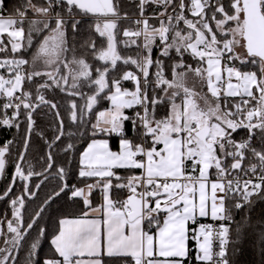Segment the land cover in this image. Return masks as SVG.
<instances>
[{"label": "snow or ice", "instance_id": "snow-or-ice-1", "mask_svg": "<svg viewBox=\"0 0 264 264\" xmlns=\"http://www.w3.org/2000/svg\"><path fill=\"white\" fill-rule=\"evenodd\" d=\"M124 2L0 0V125L23 127L0 145V264H264V0ZM61 196L73 212L45 218Z\"/></svg>", "mask_w": 264, "mask_h": 264}, {"label": "trees", "instance_id": "trees-1", "mask_svg": "<svg viewBox=\"0 0 264 264\" xmlns=\"http://www.w3.org/2000/svg\"><path fill=\"white\" fill-rule=\"evenodd\" d=\"M10 0H4L5 6H7L9 4ZM138 2V0H137ZM123 8L127 9L129 12L132 11V6H131V0H125L124 4H123ZM149 12L152 11L151 8L148 9ZM122 31V29H121ZM121 50L123 51V46H120ZM136 51H138V49L135 48V46L132 47L131 51H124L123 54L127 55V54H134ZM158 49L154 48L153 51V59H155L156 57V53H157ZM69 55H71V53H69ZM193 67H195V64H193ZM154 71V69H153ZM124 87H132L130 82H124L123 83ZM85 91H87V89H84ZM56 95V99L58 101L61 102V107L63 108L64 106V101L61 100V94H59L57 92ZM107 105L104 104L103 107H106ZM47 109L41 108L37 111L36 116L34 117L35 121H36V127L38 130H43L45 132V134L47 136H51V122H52V116L51 115H42V113L46 112ZM129 112L130 114V110H126ZM10 115V113H9ZM126 128H127V132L128 135H132V129H131V123L128 122L126 124ZM23 134V127H21V131L20 134L17 133V129L15 126H5V125H0V145L3 144V142L5 140H13V145H12V149L13 151L16 150V146L17 143L20 142L21 140V136ZM117 140L118 138L113 136L110 138V143L112 145V147H116L117 146ZM88 142V138L85 137L84 139H82L81 141L78 142V147L80 144H83L84 146L87 144ZM39 148L40 152L43 153L44 151H46L45 146L39 141V138L36 137L35 135H33V148L29 149L28 152V158L32 159L33 157H35L37 155L35 149ZM80 150L82 151L83 149L80 148ZM38 170V169H37ZM12 171V167L11 164H9L7 166V169L5 171V173L3 175H0V189H3L5 184L7 183L8 179L10 178V174ZM121 174H125L121 171ZM72 180H69V183H72ZM47 186L45 188H42L39 190V194L38 197L35 198L31 203H29L28 207L29 210L34 211L38 205L42 202L44 195H45V190H46ZM99 195V191L97 190L95 192V195L93 196V201L94 204L97 203V198ZM123 198V194L117 195L115 192H113V199H122ZM3 209H4V202H0V215L3 214ZM52 213L53 216H58L59 214L62 213H67V214H71L73 212V206H71L69 203H67L65 201L64 196H61L59 199L53 198V200L50 202V206L48 207V212L45 213V218L48 217V213ZM235 220L236 221H240L241 217L243 215V213L241 212H236L235 214ZM250 217H251V221L255 224H257V228H259V222L264 219V200H259L257 199L254 203V205L252 206V211L250 213ZM233 228H235V224L232 225ZM35 233H33L34 235ZM232 246L230 245V248ZM237 248H246V252L245 255L242 257V259H253L255 258L257 261L259 260V256L256 255L255 257L252 256L251 254V244L247 243V241H245L244 245L241 244H237L236 245ZM49 248V242L47 239H41L40 241V247L38 248V251L40 252V255L43 256L44 253H46L48 251ZM189 249L191 250L192 248H190V243H189ZM20 256V264H23V260H24V254L21 252L19 254ZM192 256L194 257V253H192ZM184 264H190V261L188 259H185ZM191 264H194V260L191 262Z\"/></svg>", "mask_w": 264, "mask_h": 264}, {"label": "built area", "instance_id": "built-area-1", "mask_svg": "<svg viewBox=\"0 0 264 264\" xmlns=\"http://www.w3.org/2000/svg\"><path fill=\"white\" fill-rule=\"evenodd\" d=\"M158 42V41H157ZM208 223H212L211 217H203L200 218L198 221H196L195 223H193L190 227H189V239L188 242L190 243V248L193 247V241L191 239V233H192V229L197 227L199 224H208ZM194 253V252H193ZM195 255V253H194Z\"/></svg>", "mask_w": 264, "mask_h": 264}, {"label": "crops", "instance_id": "crops-1", "mask_svg": "<svg viewBox=\"0 0 264 264\" xmlns=\"http://www.w3.org/2000/svg\"><path fill=\"white\" fill-rule=\"evenodd\" d=\"M96 139H104V138H107V137H102V136H97V137H95ZM109 139V147H110V149L112 150V151H117L118 150V147H119V145H118V140H117V146L114 148V147H112V145H111V143H110V138H108ZM87 146V144L85 145V147ZM99 197H100V194L98 195V198H97V203H99L100 202V200H99ZM210 217V216H209ZM200 218H203V217H197L196 218V220L193 222V221H189L188 222V225H187V227H188V230H189V227L193 224V223H195L196 221H198ZM187 246H188V248H189V242H187Z\"/></svg>", "mask_w": 264, "mask_h": 264}, {"label": "rangeland", "instance_id": "rangeland-1", "mask_svg": "<svg viewBox=\"0 0 264 264\" xmlns=\"http://www.w3.org/2000/svg\"><path fill=\"white\" fill-rule=\"evenodd\" d=\"M42 38V37H41ZM188 86L192 87L194 91L196 92H200L201 91V87L198 81L193 80L192 78H189L188 80ZM203 91L206 92V87L203 89Z\"/></svg>", "mask_w": 264, "mask_h": 264}]
</instances>
